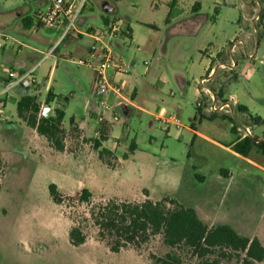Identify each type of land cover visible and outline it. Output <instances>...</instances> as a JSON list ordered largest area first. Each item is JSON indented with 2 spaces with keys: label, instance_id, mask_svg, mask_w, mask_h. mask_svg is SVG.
<instances>
[{
  "label": "rangeland",
  "instance_id": "rangeland-1",
  "mask_svg": "<svg viewBox=\"0 0 264 264\" xmlns=\"http://www.w3.org/2000/svg\"><path fill=\"white\" fill-rule=\"evenodd\" d=\"M75 1L81 4V9L74 29L67 36L62 37L66 25L54 28L35 25L25 30L21 47L11 40L4 42V49H0V99H5V92L1 91L5 88L8 68L1 62L2 57L29 54L26 69L34 65L30 76L40 84L46 83L49 77L52 90L58 95V104L65 111L62 124L65 156L91 157L93 143L86 142L81 132L69 125L72 116L77 122L86 124L89 114L84 105L87 101H97L91 70L77 65V61L86 58L82 51L90 39L77 38L76 30L86 32L103 28L105 14L100 4L108 1L114 7V11L107 14L108 21L119 19L131 31L130 38L123 36L124 33L112 43L114 51L129 64L130 74L121 85L125 94L136 88L134 103L144 104L148 113L130 107L128 114L122 110L116 114L119 120L115 123V132H124L126 136L121 140L120 153L128 150L131 140L137 144L131 163L119 157L126 168L122 180L117 173L92 171L91 167L67 159L40 161L38 156H33L21 160L11 151L13 141L10 128H6L5 135L9 136L6 148L11 160L3 181L6 192L0 198V210H5L0 211V264H153L150 255H165L168 249L161 236L152 238L140 251L129 248L121 253L110 252L106 244L98 240L97 228L88 213L89 206L75 200L80 193L76 192L79 182L95 194L92 195L94 203L115 198L98 194H114L120 184L132 191L130 194L142 190L139 198L147 195L144 188L151 189L155 197H173L183 206L195 208L201 220L231 226L238 235L257 237L264 246V151L260 147L251 151L249 158L259 165L256 166L211 141L194 137L185 129L193 124L199 132L222 146H229L232 140L240 138L245 127L251 130L253 138H263L264 124H256L252 118H264V28L260 17L264 0H228V4L224 0L219 4L214 0H181L188 16L194 15L191 12L193 3L201 2L198 17L202 23L198 29L193 27V33L192 27L166 24L170 0ZM22 5L36 14L38 5L28 0H0V11L8 12ZM39 9L45 12V7ZM35 18L37 20V16ZM212 25L218 35L217 45H226L228 49L241 41L233 59L230 57L232 70L221 67L217 73L212 72V77L204 84L220 100L235 96L234 113L208 111L207 91L193 82L195 77L200 80L210 76L204 71L200 51L183 60L174 56L180 44L186 53L194 46H199V50L206 46L212 37ZM202 35L203 41H200ZM220 55V63L228 61L223 52ZM6 109L7 115L15 117L16 108L12 102ZM157 115L167 119L174 117L179 124L160 121ZM90 124L94 127L95 120ZM112 126L111 122L104 124L106 134ZM176 131L181 132L180 138L175 137ZM5 170L3 164L0 189ZM47 183L58 185L72 200H66L63 205L53 203ZM138 196L117 199L146 200H136ZM62 220L70 227L80 223L88 245L93 247L99 243L100 248L79 254L65 248L58 233ZM178 252L183 264H198L199 259L190 250ZM220 264L238 262L231 260ZM255 264H264V261Z\"/></svg>",
  "mask_w": 264,
  "mask_h": 264
},
{
  "label": "crops",
  "instance_id": "crops-1",
  "mask_svg": "<svg viewBox=\"0 0 264 264\" xmlns=\"http://www.w3.org/2000/svg\"><path fill=\"white\" fill-rule=\"evenodd\" d=\"M219 1L220 0H214V3L219 4ZM181 2H182L181 0H170L169 9L167 12V17H166L165 22L168 26H171V27L176 26V25L183 26V27H192V30H190V31L193 33V32H195L193 27H195V29L197 27V29H198V27H200V25L202 23V21L198 17V15H199L198 13L202 8L201 2L196 1L193 3V5L191 6V12L194 13V15H189V16H188V13H186V11H185L187 9L186 6H183L181 4ZM224 2H225V4L226 3L228 4V0H224ZM34 3L36 5H38L37 9L39 7H41L42 5H44L43 0H35ZM35 17H36V14H34V12H31V8L24 6V5L16 6L15 8L11 9V11H8V12L7 11H0V39L2 40V42L0 41V49H4V47H5L4 42L8 41V40H11L15 43H18L21 47L23 44H21L20 41H23L22 38L26 35L25 30L31 29L35 25L36 26L42 25L39 22L38 18L36 20ZM212 27H213V25L210 28V30H211L210 32L212 35L211 40H208L206 42V46H203V48L201 50H199V46H194L193 50L190 53H186L183 51V49L181 47L182 44H180L177 47V50H176L175 55H174L177 59L183 60L187 56L192 57L194 55L195 51H200L202 56H203L202 61L205 63L204 71L206 72L207 75H210L211 77H212V75H211L212 72H210L211 69H212V71L214 70V73H217V71L221 67H225L229 70H232V68L234 67L233 63H232V59H233L234 53L236 52V49H235V52L232 54L230 52V48H228V49L225 48L226 45L225 46L219 45V43L217 45L218 35L214 32V29H212ZM92 31H93L92 29H90L86 32H81L79 30H76L77 38L87 37L90 39V43H91L92 39L87 34L91 33ZM123 36H127L130 38L131 31H130L129 27H127V34L125 33ZM123 36H121V37H123ZM203 36L204 35H202L201 39H199L200 41H203V39H202ZM214 41H216V44H214ZM89 44L82 51L83 52L82 54L85 55V57L87 55V50H88ZM116 45L119 46L118 43ZM221 52H223L224 56L228 58V61H226L225 63L219 62ZM28 58L30 59L29 54L22 55V57L21 56L18 57V55L16 57H12L10 54H6L2 57V61H1L4 65H7L8 68L6 69V73H5V76H6V79L4 82L5 88H3V90L1 91L2 93L5 92V99H0V155H1V158H2L3 163L5 165V169H6L5 174L3 176L2 183H1L0 198H2V196L6 192V189L3 186L4 185L3 181H4V178H5L6 173L8 171V164L10 163V160H11V158L8 156L9 153L7 152V148H6V146H7L6 141H7V138L9 137V136L5 135L6 128H10V132H11L10 135H11V139L13 141L12 142L13 147H12L11 151H12L13 155H15V156L17 155L21 160H28L33 156L34 157L38 156L37 158L40 159V161L44 160V159L52 160L53 158H56V159L60 158L61 160L67 159V160H70L72 162L75 161L76 164H78V165H81L84 167L85 166L91 167L89 169L92 171L95 169L96 171L101 172V173H104V172L106 173V171H111L112 173H117L118 176H120V178L122 180L124 177L123 173L125 172L126 168L123 166L121 161H128L131 163L130 160H131V157L134 156V153L137 149V144L134 140H131V142L127 148L128 150H126V152L120 153L119 150H120L121 145L123 144V141H121V140L126 139V136H125L124 132H121L119 134L115 132V123L117 121L111 122V123H113L112 129L110 130L109 134H104V136L106 137V140L101 142L102 147L111 151V153L114 156L113 167H108L99 158L98 150H96L94 148V145H93L94 149L92 150L93 154L91 155V157H83V156H80V154H77V156H79V157H77V156L74 157L72 155L70 157L69 156L67 157V156H65L63 151H56L53 147H51L49 145V143L47 142V140L43 136H40L39 134H37V132L34 129L27 126L25 124V122H23L18 117L17 111H16L15 117L12 114L10 116L6 114L7 113L6 107H7V104L9 102H12V104L15 105V108H16V104L19 101V99L22 96L28 94V95H33L36 97L37 102L41 106V111L45 105H48L49 107L52 108L51 115H54V109L62 110L64 113V119H63L62 124L65 123V117H66L65 111L58 104V95H57V93H55L52 90V86H51L49 77L46 78L47 82L43 83V84L38 83L35 78H32L30 76L29 79H25L23 82H19L17 84L12 85V83L16 81V77L22 76L31 70H32L31 74L34 72V65H32L26 69V65H27L26 61L28 60ZM129 74H130V72H128L127 74H115L113 76V80L115 82H117L119 84V86L121 87V94H122L121 99H123V101H124V105H122L121 107L115 108V114H117L119 110H122L124 113L128 114L130 107H135V108H137L143 112L148 113V110L145 108V106H143L144 104L143 105L142 104L137 105L134 103V101L137 99L136 88H133L129 94H125L126 92L124 93L125 90L121 84L123 83V79L128 77ZM197 80H198L197 77H195L194 81H193L196 86H197V83H196ZM162 84H163V82H162ZM195 88H196V94L199 95L200 91L197 90V87H195ZM48 93L50 95L51 100L48 104H46V98H47ZM212 93H213V91H212ZM152 97H154V95H152ZM108 101H109V104H111V105L114 104L116 102V96L110 95V97L108 98ZM146 102L148 103L149 101H146ZM84 109H85L86 113L89 114V117L87 119V123L81 124V123L76 121L74 116H72L69 119V125H71L70 120H72L73 125H71V126H75L77 128V130H79L81 132V138L85 139L86 142L89 141V144H90V142L93 143L95 139H99L101 132L103 131V128H105L104 124L108 123V122H99L98 113L100 111V106L98 103L87 101L84 105ZM156 118L160 121H164L165 123H174L177 126L179 124L178 123L179 121L177 119H175L174 117H170L167 119L163 116L157 115ZM259 118L264 119L262 117H259ZM94 120H95L96 124L94 127H92L90 123ZM118 120H119V118H118ZM97 126H98V128H97ZM185 129L192 132L194 137H201V138H204L208 141H211V142L215 143L216 145L227 149L232 154H234V156L242 158L243 160H246L247 162H249L253 165L259 166L253 160H251L249 158V156L248 157L241 156V155L235 153L231 149L232 145L238 139H242L241 137L238 139L232 140L230 142L229 146H222L219 143L210 139L207 135L199 132L193 126V124H191L190 127H185ZM167 132L169 135V133H170L169 129H167ZM175 137L180 138L181 132L176 131ZM131 145H134V147H135L133 152H129V147ZM124 154H128L126 159L123 158ZM182 155H184V152H182ZM80 157L83 159H80ZM119 157L122 159L121 161L119 160ZM136 165L139 166L138 163ZM79 183L80 184H79L76 192H78L82 188H84V183L83 182H79ZM49 184L50 183H47V187ZM144 189L147 190V195H145V198H139V196H138L139 194H141L142 190L141 191L138 190V191H135L134 194H130L132 191L126 190L125 188H123V186L121 184L119 185L118 188H116V192L114 194H106V192H102L98 195H105L108 197H115V198L127 199V200L134 199V196H138V198H136V200L149 199L151 201H159L164 197H168L170 199L176 200L175 198L170 197V196L155 197V195L151 189H148V188H144ZM91 193H92V195H95L93 192H91ZM131 195H133V196H131ZM177 202H179V201H177ZM193 209L199 218V214H198L197 210L195 208H193ZM0 211L5 212L4 209H1ZM201 221L209 227L210 226H217L216 224H213L211 222L208 223V222H205L203 220H201ZM70 228H71L70 224L63 221L62 227H61V229H59V232H58L59 236L61 238L62 244L65 248H68L69 250H72V251H76L77 254L84 253L87 250L96 251L97 249L100 248L99 243H98V245H93V247L89 246L87 240L85 241V243H83L80 246H72L68 240V233H69ZM119 253H121V252H119Z\"/></svg>",
  "mask_w": 264,
  "mask_h": 264
},
{
  "label": "trees",
  "instance_id": "trees-1",
  "mask_svg": "<svg viewBox=\"0 0 264 264\" xmlns=\"http://www.w3.org/2000/svg\"><path fill=\"white\" fill-rule=\"evenodd\" d=\"M103 21L108 23L107 14ZM260 17L264 28V7ZM48 93L46 104L50 102ZM18 117L27 126L43 136L49 145L56 151H64V130L62 122L64 113L54 109V115L45 118L41 115V106L33 95L22 96L16 104ZM259 125L264 119L253 117ZM70 124L73 125L72 120ZM75 130V126H72ZM105 128L99 139L93 142L98 150L99 158L108 166L113 167L114 156L101 145L106 140ZM255 147L264 151V140L256 143L255 140L245 137L238 139L231 149L244 157H248ZM134 145L129 147L133 152ZM128 154H124L126 159ZM0 155V170L3 166ZM51 201L57 205L65 204L72 197L65 195L56 184L48 185ZM75 200L89 206V216L97 228L99 241L106 244L112 253H119L124 249L140 251L155 236L162 237L163 245L168 249L162 257L150 255L153 264H183L179 250H190L199 259L198 264H220L222 261L235 260L238 264H255L264 260V247L258 238H247L228 225L207 226L196 215L191 207H185L174 199L164 197L159 201L146 199L142 202H131L110 198L105 201L92 202V193L82 188ZM68 240L72 246H80L86 241V235L80 223L73 225L68 233ZM178 250V251H177Z\"/></svg>",
  "mask_w": 264,
  "mask_h": 264
},
{
  "label": "built area",
  "instance_id": "built-area-1",
  "mask_svg": "<svg viewBox=\"0 0 264 264\" xmlns=\"http://www.w3.org/2000/svg\"><path fill=\"white\" fill-rule=\"evenodd\" d=\"M28 1L34 2L35 0ZM43 1L44 5L41 7H45V12L42 13L39 8L36 10V16L39 22L48 28L66 25L62 37L67 36L70 30L74 29V22L80 13L81 4L75 3V0ZM124 33H127V26L119 19H110L103 28L87 34L92 39V42L88 46L86 58L77 61L78 65L90 69L93 74L95 97L97 99L96 103L100 106V111L98 113L99 122L118 121L115 108L124 105V101L121 99V87L113 80V76L115 74H127L129 72V64L114 51L112 46L114 40L121 37ZM237 46H241L240 40L230 46V52L232 54L235 52ZM48 54L49 53H47V55ZM31 72L32 70L22 76L16 77V81L13 82L12 85L29 79ZM210 72L214 73V70L212 71L211 69ZM210 78L211 76H208L196 81L197 85L200 84L205 91H207L209 96L210 104L208 106V111L213 113L223 110L227 113H234V107L236 105L235 96L232 95L224 100L218 99L214 93L204 87V84L208 82ZM110 95L118 98L112 105L109 104L108 101ZM240 137L245 138L253 136L251 135V130L245 127L244 133Z\"/></svg>",
  "mask_w": 264,
  "mask_h": 264
},
{
  "label": "water",
  "instance_id": "water-1",
  "mask_svg": "<svg viewBox=\"0 0 264 264\" xmlns=\"http://www.w3.org/2000/svg\"><path fill=\"white\" fill-rule=\"evenodd\" d=\"M100 8L102 10L103 13H111L114 11V7L108 2V1H102L101 4H100ZM51 113H52V108L49 107L48 105H45L43 108H42V111H41V115L45 118H49L51 116ZM252 138L253 140H255V142H259V141H262L264 139H255L253 137H250Z\"/></svg>",
  "mask_w": 264,
  "mask_h": 264
},
{
  "label": "flooded vegetation",
  "instance_id": "flooded-vegetation-1",
  "mask_svg": "<svg viewBox=\"0 0 264 264\" xmlns=\"http://www.w3.org/2000/svg\"><path fill=\"white\" fill-rule=\"evenodd\" d=\"M262 137L264 138V136H262ZM263 138H262V139H263ZM256 139H259V138H256ZM260 142H261V141H259V142H257V143H260Z\"/></svg>",
  "mask_w": 264,
  "mask_h": 264
}]
</instances>
